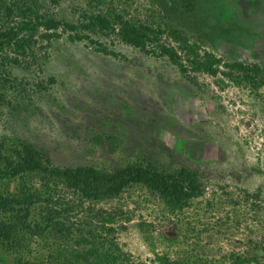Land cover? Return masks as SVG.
<instances>
[{"label": "rangeland", "instance_id": "obj_1", "mask_svg": "<svg viewBox=\"0 0 264 264\" xmlns=\"http://www.w3.org/2000/svg\"><path fill=\"white\" fill-rule=\"evenodd\" d=\"M20 3L0 0V28L30 49L18 63L0 50L1 164L32 170L0 194L41 200L0 240V264H264V83L232 66L264 69V0ZM35 15L60 25L33 30ZM125 21L164 28L186 68L122 40ZM187 46L217 71L192 69ZM55 168L91 175L86 197ZM160 171L186 194L151 191ZM107 185L114 196L94 195ZM62 200L61 224L47 222L44 205Z\"/></svg>", "mask_w": 264, "mask_h": 264}, {"label": "trees", "instance_id": "obj_2", "mask_svg": "<svg viewBox=\"0 0 264 264\" xmlns=\"http://www.w3.org/2000/svg\"><path fill=\"white\" fill-rule=\"evenodd\" d=\"M31 1V2H30ZM36 0H21V7L24 10L31 11L34 6ZM10 9V6H5V9ZM33 12V11H31ZM34 13V12H33ZM35 23L31 25V29H36L37 27H42L44 29H52L56 28L60 25V22L52 19L45 18L43 16L35 15ZM95 24L100 25L101 27L108 28L114 27L111 25L106 18L100 17L97 15L94 19ZM118 33L121 36L122 40L140 47L144 49L146 52H151L158 55H166L169 59L175 61L181 69L186 68L185 64L181 60L178 51L173 46H170L165 40L164 36H170L168 32L164 30L159 25L154 26L153 23L144 22V23H132V22H121L119 23ZM174 34V33H173ZM176 36V35H174ZM183 42L184 39H181ZM188 49L185 52H189L193 54L192 59H187V62L190 64L192 69L198 71H204L210 74H213L217 71V64L219 63L218 59L215 57H209L208 55L203 56L199 53H195L194 59V50L192 47L187 46ZM0 50H6L5 55L8 57H4L3 59L11 58L13 63H18L21 57H24L30 49L26 46L22 39H19L16 35V29L13 26H3L0 28ZM192 50V51H191ZM1 53V51H0ZM10 53L11 55H9ZM2 58V57H0ZM22 62V61H21ZM232 66L235 70L242 71L245 73H251L255 76L256 79L259 80L260 83H264V69L258 67L257 65H244L242 63H232ZM1 150H0V180L9 178L16 179L19 176H24L29 169L26 166H22L17 163H5L1 164ZM32 170V169H31ZM90 171V170H89ZM50 172V171H48ZM90 171L89 173H92ZM51 173L60 174L65 177H75V186L80 193L86 189L88 181L90 180L91 175L85 170L82 169H67L62 170L59 168L52 169ZM94 180L99 183L110 182L108 180V176H103L102 173H98L95 171L93 173ZM147 182L150 183V188L152 190L158 191V193L163 198H171V199H180L181 196L186 194L184 187V183L180 180H177L175 176L163 173V172H153ZM71 186V185H70ZM117 189L113 187V185H107L103 190L97 191L95 196H98L101 199H107L116 194ZM84 195V194H83ZM94 196L93 194H90ZM85 196V195H84ZM86 197V196H85ZM40 194L31 191L30 188L26 187L22 189V191H18L15 193L8 194H0V212L5 216L4 220L0 221V240L1 241H10L12 239L16 240L15 236V226L18 223H26V218L22 217V208H29L30 206L40 203ZM48 204V203H47ZM54 204V207L50 205H44V219L47 222L58 223L59 221H55L54 219L59 216L61 212H64L65 207L62 205L69 206V202L64 200L62 201H54L51 202ZM17 206V207H16ZM112 229H108L110 231ZM103 238L106 239L107 236L103 235Z\"/></svg>", "mask_w": 264, "mask_h": 264}]
</instances>
